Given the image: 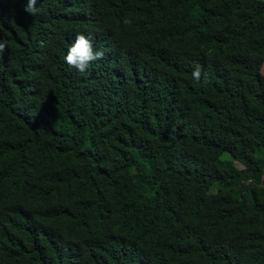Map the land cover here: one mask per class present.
<instances>
[{
    "label": "trees",
    "instance_id": "trees-1",
    "mask_svg": "<svg viewBox=\"0 0 264 264\" xmlns=\"http://www.w3.org/2000/svg\"><path fill=\"white\" fill-rule=\"evenodd\" d=\"M27 2L0 0V264H264V0Z\"/></svg>",
    "mask_w": 264,
    "mask_h": 264
},
{
    "label": "clouds",
    "instance_id": "clouds-1",
    "mask_svg": "<svg viewBox=\"0 0 264 264\" xmlns=\"http://www.w3.org/2000/svg\"><path fill=\"white\" fill-rule=\"evenodd\" d=\"M37 0H28L23 11L29 15H35L38 9L36 8ZM124 24L128 25L131 22L125 19ZM7 41H0V54H2L6 48ZM104 58L102 51H94L92 46V39L86 37L83 34H78L75 37L74 43L69 47L67 55L64 57L65 63L72 68H75L79 73L84 74L91 66L92 62L101 60ZM202 69L200 65L195 66V70L191 73L194 81L201 80ZM205 83L207 78L205 74Z\"/></svg>",
    "mask_w": 264,
    "mask_h": 264
},
{
    "label": "rangeland",
    "instance_id": "rangeland-1",
    "mask_svg": "<svg viewBox=\"0 0 264 264\" xmlns=\"http://www.w3.org/2000/svg\"><path fill=\"white\" fill-rule=\"evenodd\" d=\"M234 165L239 168L240 166L237 163H234ZM263 181H264V177H263Z\"/></svg>",
    "mask_w": 264,
    "mask_h": 264
}]
</instances>
